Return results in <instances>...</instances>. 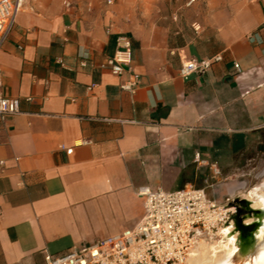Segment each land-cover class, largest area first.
Here are the masks:
<instances>
[{
    "label": "crops",
    "instance_id": "0c3cea01",
    "mask_svg": "<svg viewBox=\"0 0 264 264\" xmlns=\"http://www.w3.org/2000/svg\"><path fill=\"white\" fill-rule=\"evenodd\" d=\"M181 1L162 19L106 0L19 12L0 47V94L18 100L0 120V264H45L133 227L141 187L230 201L226 181L264 161V0ZM119 34L134 93L101 67ZM216 54L180 76L182 60Z\"/></svg>",
    "mask_w": 264,
    "mask_h": 264
},
{
    "label": "built area",
    "instance_id": "2783aa9c",
    "mask_svg": "<svg viewBox=\"0 0 264 264\" xmlns=\"http://www.w3.org/2000/svg\"><path fill=\"white\" fill-rule=\"evenodd\" d=\"M29 0H0V47L12 31L17 15ZM196 0H186L191 5ZM111 4L112 0H106ZM117 51L101 64L114 75L128 73L120 87L134 93L140 75L128 63L131 41L124 34L117 35ZM221 55L189 58L181 61L179 74L186 78L192 73L207 71ZM81 65H85L81 62ZM236 72H240L235 63ZM93 85L88 86L91 89ZM18 112V100L0 94V120ZM72 148L67 149L71 153ZM2 163V161H0ZM144 210L139 221L121 232L96 241L72 247L62 254L45 253V264H178L182 263L196 238L216 235L237 211L233 200L218 202L203 188L185 186L169 191L162 188L141 187ZM2 210L0 208V216Z\"/></svg>",
    "mask_w": 264,
    "mask_h": 264
},
{
    "label": "rangeland",
    "instance_id": "374dc122",
    "mask_svg": "<svg viewBox=\"0 0 264 264\" xmlns=\"http://www.w3.org/2000/svg\"><path fill=\"white\" fill-rule=\"evenodd\" d=\"M181 3V0H113L111 5H116L121 8L132 7V9L138 12H146L150 19H162L163 16H169L171 10ZM226 183L227 187L225 189H228V192H226L225 189H222L225 190V195H221V198L224 197V199H233V203H235L237 207H240L242 211L240 213H237L236 211V213L228 219L216 235H213L210 238L203 235L196 238L194 245L189 251L193 255L194 264L202 263L203 251L207 250L208 252H218L222 248L223 244L230 242V236L223 233V229L227 224L233 222L236 231L239 233L238 239L240 243L245 246L249 244V242H252L251 239H253V236L255 240V234L264 228V226L259 225L260 219L257 220L250 215L252 209L260 210L261 208H253L250 203L251 201L242 195L243 192H251L252 190V193L255 190L264 191V189H262V187H264V161H260V165L255 167L253 170L236 173V175L233 176V179L229 178ZM249 217L252 218L250 222L244 221ZM262 221H264V218H262ZM250 226L252 229L248 232L249 234L245 233V235H243L241 227L244 228Z\"/></svg>",
    "mask_w": 264,
    "mask_h": 264
},
{
    "label": "bare ground",
    "instance_id": "6f19581e",
    "mask_svg": "<svg viewBox=\"0 0 264 264\" xmlns=\"http://www.w3.org/2000/svg\"><path fill=\"white\" fill-rule=\"evenodd\" d=\"M262 189H264V187H262ZM252 191L241 193L245 196V198L251 201L250 203L253 208L259 209L261 207V203L257 197L261 196L264 191L259 190L256 196L253 195ZM251 220L252 218L249 217L244 221L250 222ZM223 233L230 236V242L223 244L222 248L218 252H208L207 250L203 251L201 264H264V228L255 234L254 247L251 249H245L240 243L238 239L239 233L236 231L233 222L225 226ZM178 264H194L192 253L189 252L185 260Z\"/></svg>",
    "mask_w": 264,
    "mask_h": 264
},
{
    "label": "flooded vegetation",
    "instance_id": "af4514ba",
    "mask_svg": "<svg viewBox=\"0 0 264 264\" xmlns=\"http://www.w3.org/2000/svg\"><path fill=\"white\" fill-rule=\"evenodd\" d=\"M257 192H258V190H255L254 192H253V195L254 196H256L257 195ZM259 200H260V203H261V209H264V194H262L261 196H258L257 197ZM238 209H240V207H237ZM261 209L260 210H256V209H252L251 210V213H250V215L251 216H253L255 219L257 218V220H262V218H264V213H262V211H261ZM242 211V209H240V212ZM239 212V213H240ZM257 214V215H256ZM257 216V217H256ZM240 221V220H239ZM241 229H242V231H243V235H245V233H248L249 231H251V229H252V227L250 226V227H241ZM244 229V230H243ZM249 234V233H248ZM242 235V236H243Z\"/></svg>",
    "mask_w": 264,
    "mask_h": 264
},
{
    "label": "water",
    "instance_id": "95a60500",
    "mask_svg": "<svg viewBox=\"0 0 264 264\" xmlns=\"http://www.w3.org/2000/svg\"><path fill=\"white\" fill-rule=\"evenodd\" d=\"M261 211H262V213H264V209H261ZM259 225H260V226H264V221L260 220V221H259ZM253 240H254V236H253V239H251L252 242H249V244H247L246 246L243 245V247H244L245 249H247V248H250V249L253 248V247H254V242H253Z\"/></svg>",
    "mask_w": 264,
    "mask_h": 264
},
{
    "label": "trees",
    "instance_id": "16d2710c",
    "mask_svg": "<svg viewBox=\"0 0 264 264\" xmlns=\"http://www.w3.org/2000/svg\"><path fill=\"white\" fill-rule=\"evenodd\" d=\"M239 212H240V209L237 208V213H239Z\"/></svg>",
    "mask_w": 264,
    "mask_h": 264
}]
</instances>
